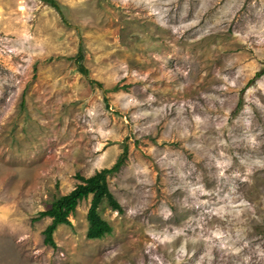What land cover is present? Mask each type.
<instances>
[{
	"label": "rangeland",
	"instance_id": "1",
	"mask_svg": "<svg viewBox=\"0 0 264 264\" xmlns=\"http://www.w3.org/2000/svg\"><path fill=\"white\" fill-rule=\"evenodd\" d=\"M58 1L0 0V264H264V0ZM124 149L111 232L89 195L44 244Z\"/></svg>",
	"mask_w": 264,
	"mask_h": 264
},
{
	"label": "trees",
	"instance_id": "2",
	"mask_svg": "<svg viewBox=\"0 0 264 264\" xmlns=\"http://www.w3.org/2000/svg\"><path fill=\"white\" fill-rule=\"evenodd\" d=\"M40 1L54 9L62 21L69 25V22L64 15L62 6L58 0ZM71 59L74 60L77 69L81 74H88V69L84 65V47L81 42L76 54L71 57ZM261 71L264 72V70ZM263 72L258 73V75L262 74ZM91 81L97 84L98 87H101L99 82L95 80ZM117 88L118 86H114V89ZM105 104L108 106L107 98H105ZM126 157L127 149H124L111 167L102 168L89 177H85L79 173H76L75 178L79 180V183L76 184L68 194L55 199L46 210H41L38 212V216H36L33 221L45 216L51 217L50 224H48L43 231L44 244L51 247H56V243L53 239V233L57 226L60 224H66L70 226L71 222L68 218L69 215L75 211L78 202L83 199H87L89 195H92V198L86 215L88 222L86 237L89 239H98L111 232V225L99 215L98 207L105 200L107 205H109L113 210L121 211V206L114 199L108 188L107 177L108 175L116 173L120 169V167L124 164Z\"/></svg>",
	"mask_w": 264,
	"mask_h": 264
}]
</instances>
